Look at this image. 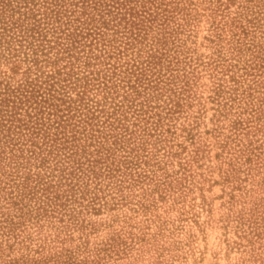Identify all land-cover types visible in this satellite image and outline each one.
<instances>
[{
  "label": "rangeland",
  "instance_id": "1",
  "mask_svg": "<svg viewBox=\"0 0 264 264\" xmlns=\"http://www.w3.org/2000/svg\"><path fill=\"white\" fill-rule=\"evenodd\" d=\"M150 6L147 12L156 17L151 31L170 32L158 74L167 89L151 103L163 104L168 94L180 105L171 118L161 112L160 132L144 135L142 153L150 164L142 166L150 180L140 167L118 162V188L100 160V183L78 194L69 203L72 211L61 207L37 216L27 195L19 200L24 187L15 185L19 172L41 166L19 158L24 166L15 169L4 158L10 150L0 152V264H264V0H159ZM0 54L3 88L41 79L45 71L64 75L61 60H42L29 74L26 61ZM76 90L66 94L84 103L86 94L76 96ZM94 90L88 97L101 99ZM7 133L14 150L21 146L19 133ZM163 136L166 146L159 147ZM10 189L18 202H7ZM12 220L18 223L10 228ZM69 255L74 258L66 262Z\"/></svg>",
  "mask_w": 264,
  "mask_h": 264
},
{
  "label": "trees",
  "instance_id": "2",
  "mask_svg": "<svg viewBox=\"0 0 264 264\" xmlns=\"http://www.w3.org/2000/svg\"><path fill=\"white\" fill-rule=\"evenodd\" d=\"M139 1L143 0H0L2 55L14 57L12 61H26L24 72L29 74L32 68L40 67L42 60L64 61L58 69L63 76L45 71L46 76L41 79L26 78L24 83L18 82L19 86H0V152L10 150L11 154H4V158L13 160L15 169L24 166L19 158H26L29 163L32 158L45 170L40 167L24 175L19 172L20 182L15 185L24 187L19 200L27 195V200L32 201L29 210L35 209L37 216L54 214L61 207L72 211L74 207L69 203L77 201L91 183H100L95 168L100 160L106 170L104 176L118 188L120 174L114 172L119 169L118 162L140 167L144 171L142 176L150 180V169L142 166L150 164L147 153H142L144 135L160 132L161 112L171 118L180 105L168 94L163 104L151 103L167 89L158 74L170 32L151 31L156 17L147 9L150 4L157 7L159 0H150V4L146 2L138 10L135 7ZM161 10L167 12L169 8L165 5ZM163 15L165 20L167 15ZM261 51L260 46L256 56ZM76 60L78 69H73ZM72 86L77 88L74 95L84 98L86 94L84 103H75V97L66 94ZM91 89H95L93 95L101 93L102 98L88 97ZM88 100L92 103L88 104ZM25 104L23 111L16 109ZM136 128L142 134H135ZM10 131L19 133L17 137L21 140V146L15 150L11 138H7ZM166 140L163 136L156 141L160 142L159 147H165ZM136 174L141 175L140 171ZM9 193L8 203L19 201L11 194L12 189ZM17 223L12 220L7 226L12 228ZM254 232L259 235L258 227ZM70 258L73 255L66 262ZM40 259L35 263H40Z\"/></svg>",
  "mask_w": 264,
  "mask_h": 264
}]
</instances>
